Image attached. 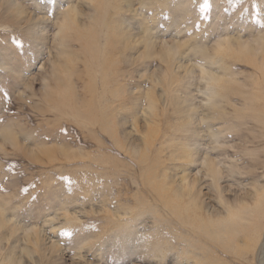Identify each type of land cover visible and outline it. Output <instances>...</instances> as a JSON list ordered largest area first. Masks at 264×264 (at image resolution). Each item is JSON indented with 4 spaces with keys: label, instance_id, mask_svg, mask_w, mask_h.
Masks as SVG:
<instances>
[{
    "label": "rangeland",
    "instance_id": "obj_1",
    "mask_svg": "<svg viewBox=\"0 0 264 264\" xmlns=\"http://www.w3.org/2000/svg\"><path fill=\"white\" fill-rule=\"evenodd\" d=\"M104 5L100 21L88 0H0V264H240L178 211L228 231L264 194V0ZM71 10L95 70L76 33L62 43Z\"/></svg>",
    "mask_w": 264,
    "mask_h": 264
},
{
    "label": "bare ground",
    "instance_id": "obj_2",
    "mask_svg": "<svg viewBox=\"0 0 264 264\" xmlns=\"http://www.w3.org/2000/svg\"><path fill=\"white\" fill-rule=\"evenodd\" d=\"M88 1L93 4V7L92 8H94L95 9V12H97L98 20L103 21V18L105 16V12H106V10L108 8L107 5H104L105 0H88ZM6 2H8V1H6ZM8 5L10 6L9 2H8ZM14 10L18 14L20 13L18 8L14 9ZM74 12H75V10H74ZM74 12L72 11L71 17L69 16V19H65L63 21V23H61V26H59V31L60 32H64V36L62 37V43L66 40L65 42H67V44H68V41H69V40H67L68 39L67 38L68 37V34H70V33L72 34V32L76 33L75 34L76 35V41L79 40V43H81V42L83 43L82 46L84 48V51L87 52V55H86L87 60H89L90 64L92 65V69L91 70H93V69L95 70V67H99V66H95L96 59L98 57V54L96 55V53H95V48H96V45H97V33H96V30L93 29V28H91L92 30L91 29H88V30H83L84 32H79L78 31L79 29H77V26L78 25L76 26V24H75V22H76L75 21V16L74 15L72 16V14ZM20 14H22V13H20ZM69 15H70V13H69ZM95 15H96V13H95ZM95 18H96V16H95ZM109 21H110V19H109ZM102 29H105L109 33H112L111 36H115L113 24H110V23L109 24H106L104 27H102ZM222 44L221 43H220V45L217 44V47L214 48L216 50L215 53H216L217 56H220V58H221L223 56H227V54L230 53V52H232V53L234 52V50L231 48L232 44H230V41L229 40L228 41L227 40L224 41V43L222 42ZM184 46H185L184 43L178 44V48H183ZM238 50H239L238 51V54L239 55H244V56L249 57V54L246 51H243L240 48H238ZM67 60H68V62H70L71 58L68 57ZM111 62H112V58L110 59L109 57H106L105 58V61H104V64L102 65L103 66V69L106 68L108 70V68H109L108 66L111 65V64H113ZM248 63L250 64L252 62H250V60H248ZM63 72H65V70ZM85 73H83L82 76H85L86 77L87 74L84 75ZM64 75H65V77L63 78L64 80L62 79V82L63 83H58L59 88L61 87L62 90H61V93H59V92L57 93V95H58L57 98H59L58 101H59V104H60V107L61 108H67V107L70 108L71 106L69 104H71V101H73L71 98H72V95L74 97V94L73 93H75V91H73V89H72V85H71V82L69 81L68 75H66V73ZM104 75H106V74H104ZM70 79H72V78L70 77ZM88 79H89V77H88ZM107 80H109V79H107ZM91 86H89L88 92L91 91V93H92L93 90L90 88ZM259 101L262 102V103H264V96H263V99L262 98H258V100L255 99V102L258 103ZM73 109H75V111H77V109L75 107ZM262 115L264 116V110L262 111ZM81 118L85 120V116L84 115ZM85 123H88V124L90 123L89 120H88V118L85 120ZM104 127L106 129H110V128H114V125H113V123L112 124H106V125H104ZM150 132L153 133V129L150 130ZM3 138H5V139L8 138V141L12 145L13 144H16V137L10 131H6L3 134ZM8 141H6V143ZM14 148H15V146H14ZM41 152H43L45 156H49V154L51 156V153L49 152V150L42 151V149H41ZM32 155L33 154H31V156ZM143 155L144 154H142V157H143ZM31 156H29V157L31 158ZM69 156H71V155H69ZM144 158H145V156H144ZM31 159H33V157ZM35 159H36V157H34L33 160H35ZM156 193L160 197V196H163L165 194V190H164V188L160 187V188H158V190H157ZM174 201H177V199H167L166 198V199L163 200L162 198H160L161 204L166 209H168V210H170L169 206L170 207H176V208L179 207V205H174ZM1 211L2 210L0 209V219L3 221V219H2L3 213ZM178 213H179V216L180 217L189 219V221H190L189 222L190 227L195 228V229H202L201 232H205V234H207V230L209 228L214 229L212 238H214L216 240H223L225 242V245L224 246L227 247L226 250L228 251L229 255L232 256V257H233V255H235L237 257V260L236 261L238 263H240V264H264V238H263V235H264V231H263L264 230V194H263V196L262 195H259V198L255 201L254 210L250 213L249 216H246V224L241 225L239 223L240 222V219H239L240 217L239 218L234 217L233 219H231L232 220V224L233 225H236V227H237L236 229H233V230L228 229V231H227L225 224L222 225V226H219V225H216L214 222L213 223H206V221H204V220H202V221L201 220H197V219H201V217L199 215L195 214V212L194 213L193 212H190V214H188V216L183 215V213L180 212V211H178ZM223 228H224V233L223 234H219L220 231ZM240 236L243 238V241L245 242V243H243V245H239L237 243V237H240ZM231 262H233V260H231Z\"/></svg>",
    "mask_w": 264,
    "mask_h": 264
},
{
    "label": "snow or ice",
    "instance_id": "obj_3",
    "mask_svg": "<svg viewBox=\"0 0 264 264\" xmlns=\"http://www.w3.org/2000/svg\"><path fill=\"white\" fill-rule=\"evenodd\" d=\"M208 6H209V5L206 3V4H205V7H208Z\"/></svg>",
    "mask_w": 264,
    "mask_h": 264
}]
</instances>
